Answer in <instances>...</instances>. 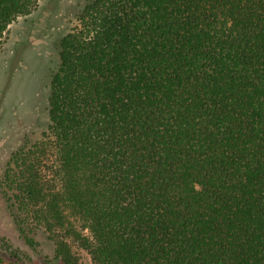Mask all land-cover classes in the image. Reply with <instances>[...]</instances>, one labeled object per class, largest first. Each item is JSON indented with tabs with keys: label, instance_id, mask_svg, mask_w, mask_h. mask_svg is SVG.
<instances>
[{
	"label": "trees",
	"instance_id": "16d2710c",
	"mask_svg": "<svg viewBox=\"0 0 264 264\" xmlns=\"http://www.w3.org/2000/svg\"><path fill=\"white\" fill-rule=\"evenodd\" d=\"M84 1L0 264H264V0ZM37 7L0 0V43Z\"/></svg>",
	"mask_w": 264,
	"mask_h": 264
},
{
	"label": "rangeland",
	"instance_id": "374dc122",
	"mask_svg": "<svg viewBox=\"0 0 264 264\" xmlns=\"http://www.w3.org/2000/svg\"><path fill=\"white\" fill-rule=\"evenodd\" d=\"M84 4L38 0V7L17 18L0 43V236L14 244H20L19 234L2 186L4 174L13 153L27 141H40L47 130L51 75L58 66L56 44L76 27ZM39 239L49 255L51 244L44 236ZM75 250L81 264H91L87 252Z\"/></svg>",
	"mask_w": 264,
	"mask_h": 264
}]
</instances>
